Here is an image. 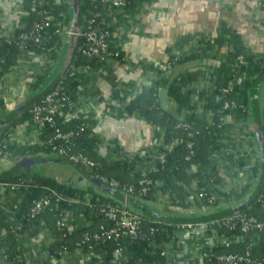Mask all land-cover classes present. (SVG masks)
<instances>
[{
	"label": "trees",
	"instance_id": "1",
	"mask_svg": "<svg viewBox=\"0 0 264 264\" xmlns=\"http://www.w3.org/2000/svg\"><path fill=\"white\" fill-rule=\"evenodd\" d=\"M124 2L125 5L117 10L126 9L134 3V0H124ZM21 4L24 12L21 27L15 29L10 40L0 41V83L5 76L9 75L18 66L20 60L38 54L44 57L46 73L31 76L32 82L30 81L29 87L31 91L37 93L44 84L47 73L58 62L61 37L60 32L57 31L56 21L61 22V29L64 24L70 25V22H73L72 15L71 18L69 17L72 10L69 4H63L58 0H48L46 6L37 7L35 12L31 11L32 0H21ZM92 5L89 0H78L77 25L81 26L79 31L84 30L82 17ZM44 10L46 11L45 15L42 14ZM111 15L112 13L104 15L109 33L108 44L110 50L119 52L117 60H120L123 54L120 48L114 46L112 41V27L108 19ZM46 18H50V20L44 22ZM43 22L48 23L47 27L43 26ZM35 24H42L43 26L40 30L42 35L41 45H36L29 39L24 40V44H22L19 39L20 35L30 36ZM81 43L80 37L74 38V52L71 53L69 61L66 63L65 72L59 75L58 78L70 104L78 98V85L81 84L83 77L82 69H94L110 62L109 60L89 59L83 56L78 49ZM204 52L198 49L197 52L189 56L171 55L169 58L177 57V64H183L193 59L204 58ZM236 58L242 61L241 65L236 62ZM72 70L76 73L70 77ZM210 79V84L197 93L196 89L192 88V84L197 83L199 85L203 82L202 71L184 72L171 83L161 78L124 106V113L128 116L135 115L150 125L161 139V143L152 151L150 157L133 155L127 158L122 155L118 147L110 150L107 157H102L99 152L100 142L93 134L89 121L71 119L66 122L63 120L62 116L70 111L69 105H66L61 112L57 113L55 127L51 128L47 124L42 129H37L32 122L30 110L34 105L31 108L21 109L20 116L14 121L11 119L7 131L0 137V143L5 145V151L10 154L15 162L26 157L37 160H43V157L57 159L52 154V149L48 144V140L55 135V129L66 133L75 130L78 126H84L86 127L84 132L79 133L74 138L70 153L84 155L96 162L97 170L95 173L113 179L121 186L138 188L142 171L148 172V178L153 182L148 194L141 199L129 198L133 203L135 202L136 206L145 208L142 203L153 202L156 195L160 194L170 207L178 208L179 211L180 209L186 211L192 206L203 209L208 206V200L212 195L214 196L213 208L221 204L228 205L240 199L242 201L234 209L229 210L228 213L207 216L200 222L217 218L223 219L237 214L254 217L264 222V175L261 174L260 162L257 161L256 164H253L250 155L246 152L245 155L238 158L233 157L230 153L225 154V150L234 147V139L237 133L245 134L248 138L246 142L240 143V149H244L245 146H252L250 138L255 136V131H249V126L252 123L251 118H253V122L255 120L254 113L260 124V133L264 144V108L260 114L255 104L258 88L264 82V58L245 54L242 52L241 47L235 45L234 50L227 53L221 65L210 76ZM229 83L234 85L232 92L227 95L221 94L220 89L226 87ZM161 88L166 89L171 103L177 108L176 115L168 113L161 107L158 100V93ZM49 90L50 88H47L41 94L47 93ZM196 95H198L199 101H203V103L196 101ZM41 99H38L35 105L40 104ZM225 101H233L236 105L235 108L226 112L235 117V126L227 125L218 128L216 123L211 125L212 121L208 122L205 119L195 117L194 108L201 105L204 111H209V114L214 115V121L215 113L222 108ZM3 108L4 100L0 97V111ZM185 111H190L191 114L189 116L185 115ZM182 117L185 122L193 125L197 131L194 138L195 156L191 162L184 160L187 136L183 131L176 128V124ZM20 124H26L25 126L29 127L30 131L35 128L36 142L34 144L17 146L14 143L2 140L8 132L12 133L16 126ZM238 124H242L244 128L237 129ZM224 139L229 142L227 147L221 143ZM55 143L58 144V142ZM220 154L224 159V164L228 162L231 165L218 166L216 157ZM71 166L81 172V175H84L80 182L73 185L41 175L39 172H28L23 169L10 174L7 178H0V183L14 184L20 182L27 185V187L18 190L7 188L2 194L0 191V195H3L0 201V232L4 233L1 250L6 264H27L25 257L27 250L19 244L23 238L27 240L35 239L42 233L49 235L51 238V243L45 248L47 259H59L64 253L68 255H85L89 258L88 264H174L170 261V258L161 256L160 253L169 242L174 230L173 226L181 222L154 211L149 216L144 217L141 229L145 238L141 240L131 242L129 239L123 238L118 242H84L83 237L85 234L93 233L99 226L106 224L99 217L96 210L90 208V206L99 203L122 204L115 200L111 194L122 195L119 191L98 182L91 173L73 164ZM221 167L225 168L226 171L231 169L239 171L242 169L246 184L235 185L232 177L229 181L224 180L221 176L223 169ZM152 168L156 171L152 172ZM86 182L92 183L91 186H88ZM92 186L102 194L94 192ZM226 187L227 191L225 190ZM250 187L254 188L253 195L244 203L243 197L248 193ZM201 188H205L206 191V196L202 198L198 197ZM50 191L56 192L65 199L60 202L59 208L64 212H68L69 217L62 228L56 227L60 212L55 208L45 211L33 219L28 216L32 202L49 195ZM190 194L195 196L194 203L185 206L186 197ZM53 202L52 204H54ZM128 207L132 210L136 209L133 205H128ZM138 213L141 214V212ZM13 228H15L14 232L11 231ZM198 235L199 240L195 239L194 235L188 236L186 249H183L182 246L177 248L174 242L171 253L178 252L180 257L176 261L177 263L220 264L213 258L214 256L244 255L249 252L252 260L264 264V233L252 231L250 234H243L237 225L234 230H229L228 227L217 228L214 236L205 231H201ZM211 239L214 241L210 243ZM198 243L206 246L210 245L209 249L208 247L206 249L208 254L214 255L211 257L212 260L203 259L199 261L196 259V255H202V250H198ZM194 254L196 258L195 261H192L191 257Z\"/></svg>",
	"mask_w": 264,
	"mask_h": 264
},
{
	"label": "crops",
	"instance_id": "2",
	"mask_svg": "<svg viewBox=\"0 0 264 264\" xmlns=\"http://www.w3.org/2000/svg\"><path fill=\"white\" fill-rule=\"evenodd\" d=\"M67 4L72 10L69 17L72 15L73 18V0H67ZM23 16L21 0H0V41L11 39L15 29L21 27ZM108 19L112 27V41L114 46L120 48L123 57L94 69L83 68L81 84L78 85V98L70 104V111L62 116L66 122L81 119L91 123L92 132L100 142L99 152L102 157H107L114 147H118L127 158L133 155L152 156V151L161 143L157 132L137 116H128L123 108L159 79L163 78L164 81L171 83L184 72L195 71H202L203 78L205 75L211 76L227 53L234 50L235 45L241 47L245 54L264 58V8L258 6L255 0H134L131 6L114 11ZM72 23L62 26L59 34L61 46L58 51V62L47 73L44 84L37 93L31 91L29 87L32 82L31 76L46 73L44 57L38 54L20 60L18 66L0 83V97L4 100V108L0 111V137L7 131L11 119L16 120L21 109L35 105L41 98V93L51 87L67 66L66 63L75 49L74 37L70 33L73 27L76 32L81 27ZM198 49L205 51L204 58L193 59L183 64L176 63L169 71L163 70L166 58L171 55L189 56ZM236 62L242 64L239 58H236ZM207 85L208 83L203 80L199 85L192 84V88L198 93ZM161 90L166 94L164 109L176 115L177 108L171 103L166 89L161 88L159 93ZM159 93L158 100L162 107ZM255 97L257 109L261 114L264 108V82L259 86ZM195 98L199 101L198 95ZM190 114L185 113L188 116ZM194 114L196 118L206 121L210 117L209 111H204L201 105L194 108ZM229 116L232 118L229 117L225 126H235V117ZM251 120L250 130L254 132L253 118ZM25 125H17L13 133L14 144L17 146L32 145L36 142L35 128L30 131ZM223 141L222 144L227 147L229 142L226 139ZM250 141L258 150L255 136L251 137ZM224 165L228 166L231 163L225 162ZM22 169L39 172L70 185L80 182L82 178L81 172L75 171L66 162L56 161L55 158L43 157L41 162ZM236 170L226 171L223 168L221 176L226 181L232 177L235 185H245L242 169ZM5 172L8 170L1 171L0 174ZM86 184L91 186L92 183ZM92 187L94 192L102 194L97 188ZM7 188L9 187L0 186L1 194ZM253 192L254 188L250 187L243 197L244 203L251 198ZM2 197L3 195H0V201ZM241 201L240 199L228 205L221 204L204 210H192L188 216L176 208H160L153 202L142 204L149 214L154 211L180 222L199 223L204 217L228 213ZM162 202L165 203V198H162ZM141 215L147 216L142 212ZM3 235L1 231L0 264H6L1 250ZM188 236L189 234H181L180 246L183 249H186ZM213 241L211 239L210 243ZM50 243L51 238L45 233L31 240L23 238L19 245L27 250L25 253L27 264H88L89 258L79 254H64L56 260L47 259L45 248Z\"/></svg>",
	"mask_w": 264,
	"mask_h": 264
},
{
	"label": "built area",
	"instance_id": "3",
	"mask_svg": "<svg viewBox=\"0 0 264 264\" xmlns=\"http://www.w3.org/2000/svg\"><path fill=\"white\" fill-rule=\"evenodd\" d=\"M59 2H62L63 4H67V0H58ZM91 4H93L90 9L86 11V13L83 15V24H84V30L77 31V32H71L70 35H72L74 38L80 37L82 40L81 45L79 46L80 53L91 59V58H97L100 60H109L111 62L117 61L119 58V52L118 51H112L109 48L108 44V37L109 33L107 30V25L104 19L105 14H111L118 8H121L125 5L124 0H89ZM256 4L262 8H264V0H255ZM48 4V0H32V8L31 11L35 12L37 7L39 6H46ZM42 14H46V11L44 10ZM50 20V18H46V21ZM43 22V23H44ZM48 23H44L43 26L47 27ZM56 25L58 27L57 31H61V22L59 20L56 21ZM42 24H35L33 26V29L30 33V36L22 34L20 35L19 39L22 41V44H24V40H31L36 45H41V37L40 30L42 29ZM22 46V45H21ZM178 61V58L175 57L173 59L166 58L163 62V70L169 71ZM76 72L74 70L71 71L70 77L74 76ZM203 80H205L206 83L210 84V76L205 75ZM233 83H229L226 87H223L220 89V93L223 95H227L232 92L233 90ZM199 102V101H197ZM69 105V99L65 95L64 91L62 90V87L59 84V81L56 83V85L41 99L40 104L34 105L31 110V116H32V122L37 127V129H42L45 125H49V127H55V117L57 113L61 112V110L66 106ZM236 105L233 101H225L222 105V108L218 110L217 113H215V118L213 121L214 115L209 114L208 122H211V125L216 123L217 127L220 128L222 126H225L228 122V119L232 118L229 116L230 114H227L226 112L228 110H231L235 108ZM186 114L191 113L190 111H186ZM230 117V118H229ZM176 128L178 130L183 131L187 136V141L185 144L186 148V155L184 157V160L186 162H191L192 159L195 156V149H194V138L197 134V131L195 130V127L188 122H185L183 120V117L178 121L176 124ZM242 124H238L237 129H243ZM86 127L84 126H78L75 130H70L66 133L61 132L59 129H55V135L53 138L48 140V144L50 145L52 149V154H54L56 157L65 160L66 162L73 164L75 166H78L79 168L89 172L92 174L94 179H96L98 182H100L103 185L108 186L109 188L119 191L122 196L125 198H135V199H141L144 198L149 190L150 187H152L153 182L151 179L148 178V172L142 171L140 180L138 181V188L134 186H121L118 182H116L113 179H109L107 177L100 176L99 174L95 173L97 170V163L90 160L84 155L81 154H71L70 149L73 145L74 138L79 134L84 132ZM249 131L250 126H249ZM15 132V129L13 132H8L7 135L3 137V141H7L8 143H14L13 139V133ZM235 144L233 148H230L229 150H225V154L228 155L229 153L233 155L235 158H238L241 155H245L246 153L250 155L252 159V163L256 164L257 161L260 162V156L259 152L256 147L254 146H245L244 149H240V143L246 142L248 138L245 134H239L237 133L235 135ZM55 142H58L56 144ZM221 143H224L222 140ZM226 144V143H225ZM170 148V146H168ZM246 152V153H245ZM224 153V152H223ZM218 163V166H222L224 164V159L222 155H217L216 157ZM15 164L14 159L5 151V145H1L0 143V172L9 170L13 165ZM152 172H155L156 170L152 168ZM0 186L9 187L11 190H18L20 188L27 187L24 183H14V184H6V183H0ZM227 191V187L225 188ZM264 194V190H263ZM160 195V194H159ZM206 196L205 188L200 189V193L198 197ZM194 194H190L186 197L185 200V206L188 204L194 203ZM62 200H65L63 197L58 195L54 191H50L49 195H46L40 199L34 200L30 206L29 209V218L33 219L36 216L44 213L45 211L52 210V208H55V210H58L60 212L58 220L56 222L57 228L64 227L69 214L68 212L62 211L61 208H59V204ZM213 200L214 196H210V199L208 200V206L206 208H213ZM54 201V202H53ZM52 202L54 204H52ZM154 204L158 205L159 207H170L169 204L163 203L162 198L160 196L156 195V199L153 201ZM90 205V204H89ZM90 208H93L96 210L99 217L106 223L105 225H101L98 227V229L90 234H85L83 237L84 242H95V243H105V242H118L121 239H129L131 242H136L138 240H141L144 237V234L142 232V223L144 220V216H142L140 213L132 210L128 207L127 204H119L114 205L110 203H99L98 205H92ZM178 209V208H177ZM198 208H195L194 206L190 207L186 211H183L180 209V212L183 213L185 216H188L192 210H196ZM238 225L241 233L243 234H250L253 232L258 233H264V222L257 220L254 217H246L244 215H232L227 218L223 219H213L209 221H203L199 223H191V222H181L176 224L174 227V230L172 232L171 237L169 238V242L167 243L165 249L160 253L161 256H166L167 258H170V261L172 263H176V261L179 259L178 252H172L171 249L174 245L177 248L180 246V236L181 234H189L194 235V238L200 239L199 235L201 231H205L209 234L216 233L217 228L222 227H228L229 230H234L236 226ZM15 228L11 229V231L14 232ZM153 231V230H151ZM62 241V239H61ZM205 244H199L198 250H202V255H196L194 257H191L192 261H195L194 259H198L199 261L203 259H207L208 261L212 260L211 257L214 255L208 254V251L206 249ZM118 252V251H117ZM210 252V251H209ZM61 255V253H59ZM64 255V253H63ZM218 263L220 264H260L259 262H256L250 258L249 252H247L244 255L241 254H227V255H219L213 257Z\"/></svg>",
	"mask_w": 264,
	"mask_h": 264
},
{
	"label": "water",
	"instance_id": "4",
	"mask_svg": "<svg viewBox=\"0 0 264 264\" xmlns=\"http://www.w3.org/2000/svg\"><path fill=\"white\" fill-rule=\"evenodd\" d=\"M72 9H73V23H74V26H76V24H77V17H78V0H73ZM74 28L75 27L72 28V32H76ZM66 68L67 67H65V69L62 71V73L65 72ZM58 78L52 83V85L50 87V90L56 85V83L58 82ZM47 93L42 94L41 95V98H43ZM159 97H160V100H161V103H162V107L165 108L164 105L166 103V94H165V91L164 90H161L160 91ZM255 104H256V102H255ZM256 107H257V105H256ZM254 117H255V120H254V125H255V138H256L257 145H258V151H259V156H260L261 174L264 175V144H263L262 137H261V133H260V126H259L260 124L258 122V118H257V116H256L255 113H254ZM256 119H257V121H256ZM56 161L66 162L65 160H62L60 158L59 159H56ZM39 162H41V160H37L35 158H27V157L26 158H22L19 161H17L8 170V172H5L3 174H0V178H7V177H9L10 174L16 173L19 169L32 167V166H34L35 164H37ZM73 169L76 171V168L75 167H73ZM83 176L84 175H82L81 177H83ZM102 189L105 190L104 188H102ZM106 191H108V190H106ZM111 196L115 200L119 201L122 204L133 205L139 212H142L145 215L149 216V213H148V211H147L146 208H142V207L136 206L135 202L133 203V201L130 200L129 198H125L124 196H119V195H116V194H113V195L111 194Z\"/></svg>",
	"mask_w": 264,
	"mask_h": 264
},
{
	"label": "rangeland",
	"instance_id": "5",
	"mask_svg": "<svg viewBox=\"0 0 264 264\" xmlns=\"http://www.w3.org/2000/svg\"><path fill=\"white\" fill-rule=\"evenodd\" d=\"M161 208V207H160Z\"/></svg>",
	"mask_w": 264,
	"mask_h": 264
}]
</instances>
